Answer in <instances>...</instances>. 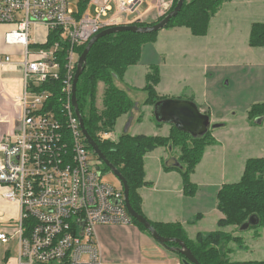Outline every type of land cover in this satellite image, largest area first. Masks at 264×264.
Here are the masks:
<instances>
[{"label": "built area", "instance_id": "built-area-1", "mask_svg": "<svg viewBox=\"0 0 264 264\" xmlns=\"http://www.w3.org/2000/svg\"><path fill=\"white\" fill-rule=\"evenodd\" d=\"M143 2L93 0V14H80L68 0H0V25L12 27L4 43L23 48L19 62L0 55V74L19 73L23 79L17 129L0 138L1 196L20 207L13 233L19 264H103L96 226L132 223L122 187L103 181L101 162L88 149L71 95L77 48L106 29L142 22L147 15L164 18L174 5V0H152L146 12H139ZM36 25L48 34L59 31L67 45L62 74L58 43L48 50L31 49ZM48 80L61 84L58 111L47 106L51 92L39 89ZM101 137L110 140L106 133ZM11 237L1 232L0 243Z\"/></svg>", "mask_w": 264, "mask_h": 264}, {"label": "crops", "instance_id": "crops-1", "mask_svg": "<svg viewBox=\"0 0 264 264\" xmlns=\"http://www.w3.org/2000/svg\"><path fill=\"white\" fill-rule=\"evenodd\" d=\"M252 18L258 19L253 20ZM263 21L264 0H230L224 3L215 16L210 19L207 34L203 37H195L190 33V30L183 27L163 29L158 32L153 43L142 47L140 57L141 59L144 56L147 58L145 64L142 65L140 59L137 65L127 69L122 81L115 82L118 86L117 88L125 91L131 99L135 100V109H137L145 98V94L142 91L145 86V76L153 66L158 68L160 76L159 83L155 87L156 93L158 96L168 99L163 91L161 93L159 91L162 85V73L159 69L162 61H159L158 58L160 50H169L170 54H178L177 61H183L189 56L190 59L187 61H191V64L188 66L193 67L194 63H197L202 69V93L197 95L192 91L184 99L180 96L177 99L192 101L197 105L200 112L209 117L210 126L213 129L209 130L212 131L215 144L206 148L199 165L190 177V181L195 188L193 196L184 194L182 179L177 171L165 172L163 170L164 164H168V166L175 164L176 152L171 154L170 149L158 148L144 157V179L150 185L142 187L138 193L142 200V216L148 221L163 224H180L189 239H194L198 233L206 234L216 230L217 222L222 218L221 213L216 209L217 192L222 185L231 184L227 181V178H236L232 183L240 180L245 162L248 159H245L241 166H237L234 171L231 170L233 166L223 160L220 170L216 171L218 168V149H222L216 137V133L221 129L217 125V121H221V117L217 118L215 116L218 101L210 98L208 94L218 86V83L222 85L225 82V75H222V79L218 81L213 77L208 78V75H214L215 71H217L216 56L221 54V51L219 52L216 48V40L218 38H237L243 32L247 36L248 45L251 25L262 23ZM240 24L242 26L245 24L243 30ZM32 28L34 29V31H31L33 44L43 45L47 39V29L42 25H36ZM11 29L12 27L10 26L0 25V55H7L13 61L19 62L23 59V48L20 46H9L4 43V36ZM188 42L192 44L188 45ZM168 47L169 49H167ZM31 49L33 51L37 50L36 48ZM251 49L260 51L258 53V57L262 59L260 65L262 64L264 67V48ZM142 68L144 69L142 70ZM243 72L244 68L242 66L236 68V73L240 74L239 79L247 81L245 90L253 94V88L256 84V81H254L255 76L251 77L249 71H246L244 75ZM262 86L264 87V83H262ZM22 89L23 79L21 74H0V138L6 134L14 133V130L17 129L19 119L18 101ZM138 95H142V98ZM135 97L137 99H134ZM263 103L264 94L261 103L254 102L251 106ZM249 108L251 107L247 106L245 108L246 113L250 110ZM135 111L133 112L134 114H136ZM142 111L147 112L148 117L153 114L151 107H142ZM133 113L132 115L124 116L128 121L127 133L131 129L134 130V135L158 136L162 134L167 136L169 134L170 126L168 124L162 125L161 128L156 127L147 119V116L140 124L133 126ZM213 126L215 127L213 128ZM209 156L210 163L207 164ZM170 160L172 162L167 163ZM216 177H220L221 180L218 184L215 183V180L218 179ZM1 193L2 190L0 189V233L5 232L8 235H12L8 243H0V250L4 251L2 264H19L18 242L13 233L19 220L20 207L17 203L4 200ZM198 217L200 219L196 220ZM207 223H210L209 226L203 227ZM94 239L103 264H183L174 252L161 246L150 235L142 232L132 223L130 225L96 226ZM248 248L247 246V250H249Z\"/></svg>", "mask_w": 264, "mask_h": 264}, {"label": "trees", "instance_id": "trees-1", "mask_svg": "<svg viewBox=\"0 0 264 264\" xmlns=\"http://www.w3.org/2000/svg\"><path fill=\"white\" fill-rule=\"evenodd\" d=\"M230 0H184L178 14L170 20L165 29L186 28L195 37L207 34L210 19L215 16L220 7ZM86 3H79V12H83ZM174 0L172 10L176 6ZM171 10V11H172ZM154 22H135L132 25L145 27ZM157 33L143 35L131 32H121L107 35L99 39L90 49L84 70L79 77L76 87V101L84 128L94 140L108 162L120 173L129 188V202L135 212L142 215L141 197L139 189L150 185L144 179V157L158 148H178L180 156L171 166L163 165L165 172L177 171L182 179L183 191L186 196L195 194L194 185L190 181L191 175L199 165L207 147L215 144L211 138L210 130L202 137L193 138L188 133L182 132L172 124L166 138L156 136L122 134L117 142L103 139L102 134L112 133L117 120L124 114L131 112L133 103L127 93L115 86V81H122L129 67L135 66L140 61L142 47L153 43ZM58 43L61 49L56 54L60 63L61 74L64 72L67 45L59 40V31L48 34L43 45H33L31 48L46 49ZM87 44L76 49L78 57L82 54ZM248 46L251 48H264V21L251 25ZM158 68L153 66L145 76V86L142 89L147 95L145 105L154 107L156 103L166 98L156 94L155 87L159 83ZM103 85L102 108L96 103L97 89ZM60 81L48 80L39 89L51 92L47 102L48 108L55 107L59 110ZM47 108V109H48ZM264 115V104H255L248 111V120L253 121ZM157 126L162 123H157ZM89 150L90 147H88ZM98 159V158H97ZM100 162V160L98 159ZM103 175L110 173L109 169L100 163ZM216 209L222 218L217 222L215 231L201 234L194 239H189L180 224H163L150 222L157 234L166 239H177L186 245L194 258L200 264H264L261 261H232L230 255L234 252L230 247L235 245L238 249H247L243 238L234 235L225 229L235 228L237 231L255 230V238H260V230L264 229V159L250 158L245 162L240 180L236 183L224 184L216 195ZM256 218V224L249 225L245 230L243 226L251 218ZM200 218H196L199 220ZM132 224L139 230L150 235L139 223L131 219ZM193 223V222H192ZM167 248H177L174 242H168ZM182 261L183 256L174 252Z\"/></svg>", "mask_w": 264, "mask_h": 264}, {"label": "rangeland", "instance_id": "rangeland-1", "mask_svg": "<svg viewBox=\"0 0 264 264\" xmlns=\"http://www.w3.org/2000/svg\"><path fill=\"white\" fill-rule=\"evenodd\" d=\"M81 1L87 2L85 10L81 13L93 14V0H68L70 9L75 12H78L79 3ZM143 1L144 2L138 7L139 12H146L152 2V0ZM126 17L127 20L133 18L132 16ZM148 17L149 15H147V19H143L142 22L151 23L156 21L155 18ZM252 19L256 20L258 18ZM243 27H245V24H243L242 30ZM32 31H34L33 28ZM246 37L247 36L243 32H241V34L237 38H218V40H216V48L219 52L221 51V54H217L216 56L217 71H215L214 75H208V78L213 77L217 81L222 79V75H225V82L222 85H219L218 83V86H216L208 94L210 98L215 101H218L216 105L217 113L215 114V116H217V118L221 117V121H217V125L220 126L221 129H219L220 131L216 133V137L220 145L222 146V149H218V168L216 169V171L220 170V165L223 160H226L230 166H233L231 170L234 171L237 166H241L245 159L258 157H262L264 159V115L256 118V120L250 121L248 120V112L246 113L245 111V108L247 106H253H251L252 103H261L262 96L264 94V87L262 86V83H264V67L262 64L260 65V61H262V59L258 57V53H260V51L251 49V47L249 48L247 45ZM187 44L191 45L192 43L188 42ZM167 49H169V47ZM159 52L160 55H158V58L159 61H162V65L159 66V69L162 73V85L160 86L161 89L159 90L160 93L161 91H163V93L167 95L165 97H167L168 99H177V97L179 96L184 99L185 97H187V95H190L192 91H194L197 95L198 93H202L203 80L201 79L203 78V75L202 69L199 67V64L194 63L193 67L188 66L189 64H191V61H187L190 59L189 56H187L186 59L183 61H177V57L179 56L178 54H170L169 50H160ZM146 59L147 58L145 56L142 57V65L145 64ZM238 66H242L244 68L243 75L246 74V71H249L251 77L255 76L254 81H256V84L253 88V94H250L245 90L247 81L242 80L241 78L239 79L240 74L236 73V68ZM143 69L144 68H142V70ZM115 86L118 87L116 83ZM166 90L167 92H165ZM103 92L104 87L101 84L98 86L96 96L97 107L100 110L103 109ZM144 94V101L142 102V104H140V107H138L137 109H135V100L131 99L130 96L127 94L129 99L133 103V108L131 109L130 113L124 114L120 117L121 119L119 118L117 120L112 133H106L109 135L110 141L117 142L119 137L127 131L128 121L127 118L124 116H128L130 114L132 115L134 110H136V114L133 113V126L140 124L146 116L147 119H149L156 127L161 128L162 125L166 124L162 123V125L157 126L154 115L152 114L151 117H148V113L142 111V107H151L153 110V106L144 104L147 97L145 92ZM138 96H141L142 98V95ZM158 97L164 98L162 96ZM134 99L137 98L135 97ZM224 101L226 103H220ZM204 109L206 110V108ZM122 117L124 118L122 119ZM168 125L171 128V125ZM209 129L213 130L211 126H209ZM170 130L171 129H169V132ZM127 134L135 136L134 130L131 129L128 130ZM210 135L211 138L215 141L212 135V131H210ZM167 136L159 134L156 137L166 138ZM166 149H170L171 154H174L176 152V159L178 158V156H180L178 148L166 147ZM207 159V164H209L210 156ZM171 162L172 160L168 161L167 163ZM166 165L168 166V164ZM216 178L218 179L215 180V183H220V177ZM235 179L236 178H227V181L232 183V181H235ZM103 181L115 188H119L121 186L117 178L114 177L111 173L103 175ZM209 224L210 223H207L203 225V227H208ZM225 231L230 232L234 235L241 236L245 245L249 247V250L238 249L235 245L231 244L230 247L233 249L234 252L229 257L232 261L264 260V229L260 230V238H255V230L252 229L245 231H237L235 228H232L231 230L230 228H227L225 229ZM13 240L16 242L14 238ZM3 258L4 251L0 250V264H2Z\"/></svg>", "mask_w": 264, "mask_h": 264}, {"label": "water", "instance_id": "water-1", "mask_svg": "<svg viewBox=\"0 0 264 264\" xmlns=\"http://www.w3.org/2000/svg\"><path fill=\"white\" fill-rule=\"evenodd\" d=\"M184 0H177L176 6L172 11H170L161 21L145 26V27H139L136 25H123V26H116L109 29H106L104 31H101L96 36H94L85 46L82 54L78 57L77 60V66L75 75L72 82V95H71V101L72 106L75 112V115L79 122L80 130L86 140L87 145L90 147V149L93 151V153L96 155V157L100 160V162L109 169L110 173L117 178L119 181L124 194V205L126 208V211L131 219L139 223L149 234L150 236L158 242L161 246L164 248L172 251L177 252L181 256H183V264H200L192 255L190 250L186 247L184 243H182L180 240L177 239H166L157 234V232L154 230L150 222L142 215L138 214L133 210V208L130 205L129 202V188L124 180V178L120 175V173L108 162L106 157L103 155V153L100 151L97 144L94 142V140L88 135L84 128L83 120L80 116L77 101H76V87L79 80V77L81 76L85 63L87 55L92 48V46L101 38L121 33V32H131L135 34H153L160 32L161 30L165 29V27L168 25L171 19H173L178 12L181 10L183 6ZM153 115L155 118V121L157 123H166V124H172L175 128L178 130L188 133L193 138H198L204 136L210 126V119L207 115L200 112L196 104H194L192 101L189 100H178V99H164L156 103L153 107ZM215 127V126H213ZM116 204V203H115ZM257 220L256 218H251L249 220V223L243 226V230H245L249 225L256 224ZM168 242H174L177 244V248H167L166 244Z\"/></svg>", "mask_w": 264, "mask_h": 264}]
</instances>
